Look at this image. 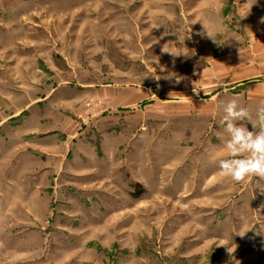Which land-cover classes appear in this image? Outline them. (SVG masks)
<instances>
[{"label":"rangeland","instance_id":"obj_1","mask_svg":"<svg viewBox=\"0 0 264 264\" xmlns=\"http://www.w3.org/2000/svg\"><path fill=\"white\" fill-rule=\"evenodd\" d=\"M257 34L264 0H0V264H264L261 179L190 109ZM88 87L150 92L112 125Z\"/></svg>","mask_w":264,"mask_h":264},{"label":"crops","instance_id":"obj_2","mask_svg":"<svg viewBox=\"0 0 264 264\" xmlns=\"http://www.w3.org/2000/svg\"><path fill=\"white\" fill-rule=\"evenodd\" d=\"M260 30V29H259ZM259 33V31H258ZM252 40V44L249 43L242 46L239 50L226 54L221 58H215L207 64V67L199 73L195 78H198L199 90L205 96V99L196 100V103L190 106L194 116L206 117L208 125L211 126V130L222 129L221 124L223 113V105L229 100L236 98L242 107H245L255 117V112L261 101H264V40L257 38ZM176 87V86H175ZM176 90L186 91L189 88H176ZM191 91V90H190ZM149 94L150 90H131L123 91L115 87L94 89L88 87L84 93L86 96H92L100 99L104 102L107 111L110 109L113 113L112 116L104 114L100 121H104L111 118L110 121L113 124L119 123L120 113H124L126 110H133L134 107L142 103L141 99L144 95ZM195 93L196 90H192ZM143 96V97H142ZM148 102H151L149 100ZM110 111V112H111ZM109 112V111H108ZM197 112V113H196ZM110 114V113H109ZM244 125L249 130L252 129L251 123L244 122ZM87 128L80 133L83 137ZM213 132V131H212ZM212 132H209L211 134ZM104 143H109L113 136H115L111 130L104 132ZM70 138L75 140V136L70 134ZM85 138V137H83ZM63 161L66 162L70 156V151L62 156ZM57 168H43L40 173L57 175L62 172L67 173L65 163ZM74 169V168H70ZM75 174V172H74ZM259 184H262L260 190H264V180H260ZM41 187L35 186L31 189L30 198L32 200L33 208L31 214L35 221V193H38ZM40 193V192H39ZM44 215L50 214V210L46 205L43 207Z\"/></svg>","mask_w":264,"mask_h":264},{"label":"clouds","instance_id":"obj_3","mask_svg":"<svg viewBox=\"0 0 264 264\" xmlns=\"http://www.w3.org/2000/svg\"><path fill=\"white\" fill-rule=\"evenodd\" d=\"M223 113L219 151L226 156L218 159L219 175L236 183L247 182L251 177L264 180V101L257 107L254 118L236 98L223 105ZM244 122L251 123L253 130Z\"/></svg>","mask_w":264,"mask_h":264}]
</instances>
